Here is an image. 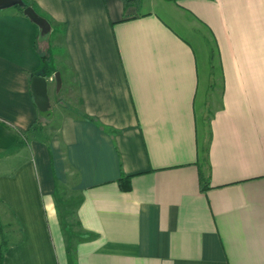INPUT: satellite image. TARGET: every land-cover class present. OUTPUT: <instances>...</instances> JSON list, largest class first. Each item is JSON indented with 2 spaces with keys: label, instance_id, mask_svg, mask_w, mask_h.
<instances>
[{
  "label": "crops",
  "instance_id": "0c3cea01",
  "mask_svg": "<svg viewBox=\"0 0 264 264\" xmlns=\"http://www.w3.org/2000/svg\"><path fill=\"white\" fill-rule=\"evenodd\" d=\"M34 1L0 9L4 264H264V0Z\"/></svg>",
  "mask_w": 264,
  "mask_h": 264
},
{
  "label": "rangeland",
  "instance_id": "374dc122",
  "mask_svg": "<svg viewBox=\"0 0 264 264\" xmlns=\"http://www.w3.org/2000/svg\"><path fill=\"white\" fill-rule=\"evenodd\" d=\"M25 1H28V2L32 3V6L34 8L37 7V3L34 0H31V1L30 0H25ZM142 4H143V0H142V3H141V6H142ZM62 29H63V26H57V30H52L48 34L46 33V36H48V37L50 36L52 38L51 41L49 42L50 44H53L54 43L53 40H54V37H55L56 38V42H57V46L58 45L60 46V41H61V38H62L61 36L63 34V30ZM53 45H51V47H49V49L42 50L43 53L45 54V56H47L45 63H47V65H49V68L51 70L54 69L55 67H58L59 66V62H58V60L56 58V54H58V53L64 54V50L62 49L63 46H62V48H60L59 46H58V48H54ZM214 50H215V47H214ZM214 54L216 56V52ZM216 58H217V56H216ZM199 60H200V66L204 69L205 64L203 63V61H204L203 57L200 56ZM212 61L213 60H211V64H212ZM217 71L220 72V69L217 68ZM52 77L54 78V75ZM61 79H62V76H61ZM55 86H56V88L58 87L57 80L55 81ZM56 96L62 98L64 96L63 91L57 92L56 93ZM56 96H53V99H52L55 102H56V100H55L56 99L55 98ZM54 108H55V106H52L51 105L49 107V111L50 110H53ZM52 128H53L52 124L46 123L45 129L46 130L48 129V131H46V133H48V135H49V132L53 130ZM0 226H1L2 230H3L2 236L4 238H6V241L8 239L7 236H9V231H11V230L13 232H16L15 233L16 236L19 235V230L20 229L17 228L18 225H17V222L15 220V217H13L11 215V213L9 212V210L7 209V207L5 206V204L2 203L1 201H0Z\"/></svg>",
  "mask_w": 264,
  "mask_h": 264
},
{
  "label": "water",
  "instance_id": "95a60500",
  "mask_svg": "<svg viewBox=\"0 0 264 264\" xmlns=\"http://www.w3.org/2000/svg\"><path fill=\"white\" fill-rule=\"evenodd\" d=\"M23 0H0V9H6L10 7H14L16 5H23ZM31 20H33L37 25H40L42 28L46 29L49 27L48 20L42 16L41 14L37 13L36 9L32 5H27L24 8V12ZM55 78L58 83L59 88L62 84V79L60 72H56ZM48 79L47 76L40 75V74H34L32 75V83H31V89L34 95V101H36L38 104H43L48 99Z\"/></svg>",
  "mask_w": 264,
  "mask_h": 264
},
{
  "label": "trees",
  "instance_id": "16d2710c",
  "mask_svg": "<svg viewBox=\"0 0 264 264\" xmlns=\"http://www.w3.org/2000/svg\"><path fill=\"white\" fill-rule=\"evenodd\" d=\"M24 1V4L23 5H16L14 6V8H16L17 10L20 11V13H23L24 12V8L27 6V5H32V3L28 2V1ZM174 1H177V0H174ZM124 3L126 6L128 5H131L132 3L135 4L137 7H140L141 6V3H142V0H124ZM25 14V13H24ZM26 15V14H25ZM44 16V15H42ZM48 22L50 23V20L44 16ZM51 24V23H50ZM37 74H40V75H44L46 76V74L48 73H37ZM34 76V75H33ZM38 125H40V123H38ZM38 125L35 126V124L32 125V129H37L38 128ZM42 127V126H41ZM40 128V127H39ZM131 182H130V176H125V177H121L120 180H119V186L121 187V189L123 190H129L131 188ZM3 234V230L0 226V264H4L5 262V252L7 251V248L9 246V243L8 241H6V238H4L2 236Z\"/></svg>",
  "mask_w": 264,
  "mask_h": 264
}]
</instances>
